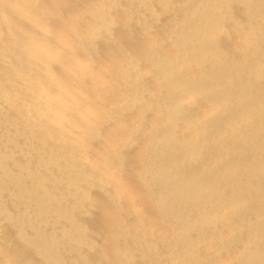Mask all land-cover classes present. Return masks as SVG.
<instances>
[{"label": "bare ground", "instance_id": "1", "mask_svg": "<svg viewBox=\"0 0 264 264\" xmlns=\"http://www.w3.org/2000/svg\"><path fill=\"white\" fill-rule=\"evenodd\" d=\"M0 264H264V0H0Z\"/></svg>", "mask_w": 264, "mask_h": 264}]
</instances>
